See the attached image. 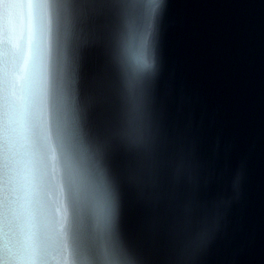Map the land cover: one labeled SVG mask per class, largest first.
<instances>
[{
	"label": "water",
	"instance_id": "obj_1",
	"mask_svg": "<svg viewBox=\"0 0 264 264\" xmlns=\"http://www.w3.org/2000/svg\"><path fill=\"white\" fill-rule=\"evenodd\" d=\"M64 3L47 97L32 92L82 183L58 205L46 193L62 245L42 232L35 264H264V0H162L153 67L131 86L119 41L147 0ZM13 56L0 44V65ZM58 249L63 258H48ZM18 255L0 231V264Z\"/></svg>",
	"mask_w": 264,
	"mask_h": 264
},
{
	"label": "clouds",
	"instance_id": "obj_2",
	"mask_svg": "<svg viewBox=\"0 0 264 264\" xmlns=\"http://www.w3.org/2000/svg\"><path fill=\"white\" fill-rule=\"evenodd\" d=\"M162 0H147L142 24L134 18L124 23L119 41V58L129 86L151 71L153 57L149 33ZM19 11L17 4L0 0V25ZM23 60L0 65V231L12 232L18 242V264H35L41 259L42 232L50 231L62 245L60 223L49 225L43 211L46 193L56 194V204L63 190L82 183L77 169L66 163L64 150L50 130L42 101L33 98L29 80L31 66L22 72ZM105 230L110 228L106 221ZM53 255L48 258H63ZM56 252V253H57Z\"/></svg>",
	"mask_w": 264,
	"mask_h": 264
},
{
	"label": "snow or ice",
	"instance_id": "obj_3",
	"mask_svg": "<svg viewBox=\"0 0 264 264\" xmlns=\"http://www.w3.org/2000/svg\"><path fill=\"white\" fill-rule=\"evenodd\" d=\"M17 4L19 11L10 15L4 25H0V44L5 41L14 56L23 60L22 72L31 66L29 87H36L44 98L49 85V63L54 39L61 34L67 37L68 9L64 0H12L4 4ZM61 87L65 102L70 99L73 87L72 75L65 56L60 61ZM12 234V232L10 231Z\"/></svg>",
	"mask_w": 264,
	"mask_h": 264
}]
</instances>
